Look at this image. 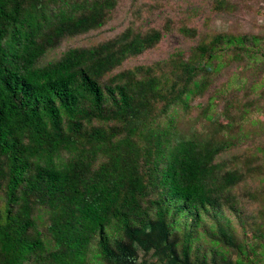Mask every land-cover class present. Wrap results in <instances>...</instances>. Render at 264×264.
<instances>
[{
  "label": "trees",
  "instance_id": "trees-1",
  "mask_svg": "<svg viewBox=\"0 0 264 264\" xmlns=\"http://www.w3.org/2000/svg\"><path fill=\"white\" fill-rule=\"evenodd\" d=\"M120 3L0 0V264H264V150L223 158L248 142L241 85L209 96L207 132L181 128L224 70L264 61V36L133 0L123 30L67 47ZM172 38L194 44L128 66Z\"/></svg>",
  "mask_w": 264,
  "mask_h": 264
},
{
  "label": "rangeland",
  "instance_id": "rangeland-1",
  "mask_svg": "<svg viewBox=\"0 0 264 264\" xmlns=\"http://www.w3.org/2000/svg\"><path fill=\"white\" fill-rule=\"evenodd\" d=\"M142 8L157 6L159 13L163 16L172 14L179 16L188 9L196 10L199 14L197 25L201 33L205 32H226L235 35H258L264 36V0H230L231 9L220 14H214L211 10V4L214 0H137ZM136 6L133 0H121L116 18L111 25L101 34H91L84 39L69 42L67 47L90 44L112 37L115 32L123 30L129 23L131 10ZM157 11V12H158ZM210 17L209 25L205 26V19ZM153 18L145 21V25L151 23ZM143 23V22H142ZM154 23V22H153ZM141 24V21H140ZM194 42L178 38H172L164 42L155 50L145 54L139 60L131 61L128 66L136 64L152 63L154 61L166 59L170 53L179 49H188ZM65 47V48H67ZM235 79L236 87L241 85L237 93L236 100L243 104L253 105V111L244 122L243 131L248 141L246 145L236 148L223 158L241 154L246 150L256 148L264 150V61L262 63H236L232 67L224 70L216 79L211 92L205 97L198 98L194 102V110L191 115L185 118L181 128L186 133L207 132L211 122L206 120L203 115V108L207 105L208 98L211 95H219L224 85ZM221 96V95H219ZM225 95L218 99V106L214 117H219L222 123L225 118L221 115ZM259 154V153H258Z\"/></svg>",
  "mask_w": 264,
  "mask_h": 264
}]
</instances>
